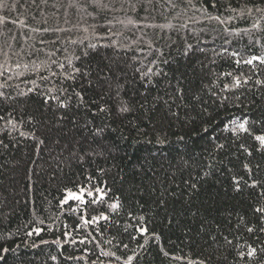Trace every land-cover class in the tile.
<instances>
[{
  "label": "trees",
  "instance_id": "trees-1",
  "mask_svg": "<svg viewBox=\"0 0 264 264\" xmlns=\"http://www.w3.org/2000/svg\"><path fill=\"white\" fill-rule=\"evenodd\" d=\"M262 60L264 0H0V264H264Z\"/></svg>",
  "mask_w": 264,
  "mask_h": 264
},
{
  "label": "snow or ice",
  "instance_id": "snow-or-ice-1",
  "mask_svg": "<svg viewBox=\"0 0 264 264\" xmlns=\"http://www.w3.org/2000/svg\"><path fill=\"white\" fill-rule=\"evenodd\" d=\"M253 59H256V58L254 57ZM261 62L264 63V60H262ZM248 63H251V60L248 61ZM237 84H239V81H237ZM240 128L243 130V129L245 128L244 124H240ZM256 139H257L258 141H260V143H261L262 145H264V135L256 136ZM96 191H97L98 193H101V198H103L102 190H101V189H96ZM88 195L91 196L92 193L89 192ZM75 198H76V199H82V196H76ZM112 207L115 208L116 205H112ZM258 211H264V209H258ZM253 252H254V249H253V250H250L249 253H248V255L251 256V255L253 254ZM128 259H129V261H130L132 258L129 257Z\"/></svg>",
  "mask_w": 264,
  "mask_h": 264
}]
</instances>
